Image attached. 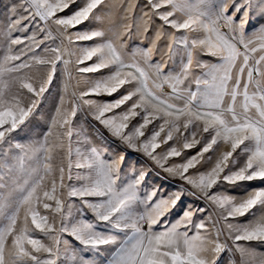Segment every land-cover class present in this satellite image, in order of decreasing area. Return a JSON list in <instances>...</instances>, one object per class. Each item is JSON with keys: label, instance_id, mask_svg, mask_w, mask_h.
Returning <instances> with one entry per match:
<instances>
[{"label": "snow or ice", "instance_id": "snow-or-ice-1", "mask_svg": "<svg viewBox=\"0 0 264 264\" xmlns=\"http://www.w3.org/2000/svg\"><path fill=\"white\" fill-rule=\"evenodd\" d=\"M25 3L28 15L9 23L7 51L0 60V145L7 144L11 134L25 125L57 66L61 65L64 73L70 75V60L64 58L70 52L59 46L45 47L42 49L45 54L41 55L36 49L44 40H36L33 33L25 38L30 43L14 53L12 47L24 44V39L11 33L27 30L29 25L21 27V21L31 20L38 21L37 27L45 33L44 39L51 37L49 24L56 25L62 35L66 34L68 29L94 18L105 0H25ZM260 4L264 15V0ZM251 7L252 0H145L144 15L151 12L162 21V27L174 30L169 51L184 50L177 70L165 72L166 65H151L152 48L141 53L143 64L135 59L125 62L111 41L84 49L77 61L83 64L97 57L96 63L78 69L83 73L111 69L108 76L82 92L81 99L90 94L111 95L125 84L133 85L132 91L115 102L96 104L95 119L133 148L136 147L134 139L144 135L143 129L148 124L162 121L140 147L157 165L179 175L196 189L201 194L198 198L222 209L220 219L224 225L217 227L219 221H214V232H210L204 220L193 221L194 210L190 208L184 209L174 222L166 223L165 216L177 206L181 196L157 198V191L153 190L141 197L138 189L144 174L130 181L122 180L117 161H105L96 147L84 152L77 150L79 160L75 167L85 171L76 177L81 183L69 187L67 192L70 198L79 200L90 210L94 219H87L82 212L80 220L66 222L65 167L56 166L53 161L55 151L64 147L66 137L72 136L70 125L75 109L70 112L63 107L65 101L61 97L43 142L27 146L17 143L13 147L20 155L15 157V163L8 159L0 162V264H57L63 234L97 255L111 247V264H219L218 257L226 250L239 254V264H264V253L257 255L250 247L251 242H264V188L253 189L239 200L213 191L224 184L264 182V26L256 35L246 34ZM60 13L68 14L61 16ZM188 33L200 35L190 39ZM103 36L104 32L95 30L77 34L76 40L91 41ZM197 52L214 62L197 60L196 67L203 71L193 77ZM33 67L47 72V79L38 85L24 72ZM165 85L170 88L169 93L162 91ZM13 86L15 92L11 91ZM128 101L133 102L126 112L106 116ZM83 103L95 104L92 100H83ZM138 115H142V123L131 134L125 133L130 118ZM182 130H190L192 137L185 139L184 149L200 144L198 137L203 134L207 137L200 150L183 164L166 167L168 158L181 152L173 146L158 156L155 149L160 143L172 140L173 133L183 135ZM162 132L165 138L159 140ZM49 137L53 139L51 144ZM220 144L228 150L220 152L209 169L195 177L188 175L189 169L200 164L205 154L215 151L214 146ZM237 150L246 156L242 164H234ZM71 167L70 162L69 180ZM21 174L28 177L22 183ZM139 204H144L147 210L138 212ZM39 206L48 210V214L41 215ZM253 210L260 212L254 220L242 224L229 222L255 215ZM196 211L207 212V209ZM225 227L227 236L221 241ZM36 231L51 243L35 238L32 233ZM226 240L232 241L231 248ZM231 264H237L236 260Z\"/></svg>", "mask_w": 264, "mask_h": 264}, {"label": "rangeland", "instance_id": "rangeland-1", "mask_svg": "<svg viewBox=\"0 0 264 264\" xmlns=\"http://www.w3.org/2000/svg\"><path fill=\"white\" fill-rule=\"evenodd\" d=\"M27 5L25 0H0V60L7 51V42L9 34L6 29L9 23L21 16H27L28 12L25 11ZM75 8V6H73ZM15 9V13H13ZM127 9V10H126ZM71 11V10H69ZM147 9L145 8V0H105L98 10L95 11V17L90 18L89 21L75 27L68 29L66 34H61L57 31V26L49 24L48 27L51 29V37L44 39L45 33L40 31L37 27L38 21L22 20L21 27L27 24L28 29L25 31H13L11 36H19L24 39V44L15 45L12 47V51L15 53L21 48H24L25 44H29L30 41L25 39L31 37L35 33L36 40H44L40 45V48L36 49L41 55L45 53L42 51L45 47H62L71 55H66L64 58L70 60L68 65V73L65 74L62 70V66L58 65L57 70L52 75L50 83L45 85L46 91L39 98V102L34 109L32 115L26 121L25 125L11 134L9 142L7 144L0 145V162L5 159L15 163V157L20 155L19 151L13 146L17 143L22 145H32L36 142H43L45 133L48 130L50 118L54 114L55 109L60 106L61 97H64L63 107L67 108L70 112L75 109V115L71 117V138H65L64 147L57 149L54 153V165L65 167V189H64V213L67 216V221L75 222L81 219V213L86 214V218L93 220V216L87 208L83 207L79 200H73L67 195L68 188L71 186L78 185L81 181L76 179L77 175L83 174L84 169H77L75 167L76 162L79 160L77 150L84 152L87 148L96 147L102 152V158L105 161H117L119 168V174L122 180L130 181L134 176H139L141 173L144 174V179L139 186V195L143 197L146 193H150L153 190L157 191V198L174 197L180 195L181 199L177 206L172 209L164 218V221L174 222L181 214V212L190 208L194 210L193 221L199 222L204 220L209 231L214 232L213 222L219 221L217 227L224 225V221L220 219L222 209L216 205L211 204L209 201L198 198L201 194L191 185L187 184L180 178L179 175L165 171L164 168L157 165V163L144 153L140 145L147 140L157 130L159 124L162 123L160 120H154L148 124L144 129V135L134 139L133 143L136 145L135 148L131 147L127 141H124L114 136L108 128L101 124L95 119L94 111L95 105L112 103L120 99L127 92L132 91L133 85L125 84L120 87L116 92L111 95L101 93L99 95L90 94L88 96L80 98L82 92L89 91L96 81L108 76L111 72L110 68L102 69L95 73H83L78 71L79 68L88 66L97 62V57H93L92 60L86 61L83 64L77 63L83 50L91 48L97 44L111 41L118 53L122 56L125 62H132L134 59L137 62L143 64V58L141 53L147 49L152 48V53L149 63L155 65L157 63L166 65L165 72L177 70L179 68V62L184 56V50L182 48L176 51L170 52L168 45L172 42V35L174 30L168 26L162 27V21L158 17L152 15L151 12L146 16L144 15ZM249 11V24L246 27V34L256 35L261 26H264V15H261V4L260 0H252V7ZM68 13H60L59 15H66ZM99 30L104 32L103 37H96L91 41H77L76 36L80 33L90 32ZM157 33H159V39H157ZM179 35V33H176ZM200 34L188 33L189 38H195ZM71 37L72 42H69ZM155 45V46H153ZM26 50V49H25ZM31 55V53H29ZM22 59H27L23 57ZM199 60L204 63L214 62L212 58L200 54L194 53V61L192 67L193 77H198L202 73V69L196 67V61ZM16 63H19L17 61ZM128 71V69H125ZM24 72L32 77V82L36 85L41 80L47 79V72L45 69H25ZM7 78V77H6ZM12 92L16 91L13 86ZM26 91V90H25ZM164 93H169L170 88L165 85L162 89ZM30 95V94H29ZM136 98L134 97L133 100ZM83 100H92L95 102L94 105H87L83 103ZM133 101H128L119 108L113 109L106 113V116H119L121 113L126 112L131 106ZM139 112L140 109H137ZM142 123V115L130 118L128 121V127L124 130L125 133L131 134L135 127ZM167 128L165 129V132ZM183 131V130H182ZM165 132L161 133L159 140L165 138ZM207 134L198 137L201 141L200 144L196 145L192 149H184L183 144L185 139L191 140L192 137L189 131H183V135L180 133H173V139L167 141V143H160V146L155 149V154L162 156L168 150L175 146L181 155L175 157H169L166 167L172 165L183 164L190 156L195 155L205 142ZM49 143L53 142L52 137L48 138ZM215 151H210L205 154V159L197 164L195 168L189 169L188 175L193 177L197 176L200 172L209 169L215 162L216 156L222 151H227L228 147L220 144L219 147L214 146ZM71 149V153H69ZM7 153V156L4 154ZM211 156L212 159L207 158ZM235 161L234 164H242L246 158L243 152L237 150L234 153ZM71 162V176L69 180L68 165ZM232 165H230L231 167ZM22 179H27V176L21 174ZM264 188V182L259 180L251 183L244 182L236 186L232 185H220L213 191L219 192L223 195H230L236 197L237 200L244 197L249 191L253 189ZM195 193V195H193ZM206 208L207 212L196 211L197 209ZM41 215L48 214V210L43 209L42 206L38 208ZM138 212H145L146 206L144 204L138 205ZM255 215H247L245 217L237 218L229 222L235 224H242L254 220L260 215L259 211L253 210ZM60 219H57L59 225ZM159 227V226H157ZM192 234L191 232L189 233ZM32 235L35 238L41 239L45 244H50L51 241L44 236L42 233L36 231ZM227 236V229L224 228V235L220 237L221 241H225ZM229 247H232V241L226 240ZM245 243V242H240ZM251 249L257 254L264 253V242L254 241L250 243ZM113 249L107 248L101 250L100 254L94 250L84 248L79 245L72 237L67 234L60 236L59 251L57 256V264H111ZM236 260L239 264V254H233V252L225 251L218 257L219 264H231L232 260Z\"/></svg>", "mask_w": 264, "mask_h": 264}]
</instances>
